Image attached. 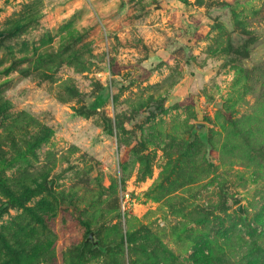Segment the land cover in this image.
Listing matches in <instances>:
<instances>
[{
  "label": "rangeland",
  "instance_id": "obj_1",
  "mask_svg": "<svg viewBox=\"0 0 264 264\" xmlns=\"http://www.w3.org/2000/svg\"><path fill=\"white\" fill-rule=\"evenodd\" d=\"M0 264H264V0H0Z\"/></svg>",
  "mask_w": 264,
  "mask_h": 264
},
{
  "label": "water",
  "instance_id": "obj_2",
  "mask_svg": "<svg viewBox=\"0 0 264 264\" xmlns=\"http://www.w3.org/2000/svg\"><path fill=\"white\" fill-rule=\"evenodd\" d=\"M110 95V90L107 88L104 92H103V99L107 100L109 98ZM206 126L204 124H198L197 126V130L201 131V132H205L206 131ZM239 212L242 214H245V208L243 205H240L238 208ZM88 241L93 242V244L95 246L99 245V241L96 240V233L95 232H91L90 236L88 238Z\"/></svg>",
  "mask_w": 264,
  "mask_h": 264
},
{
  "label": "trees",
  "instance_id": "obj_3",
  "mask_svg": "<svg viewBox=\"0 0 264 264\" xmlns=\"http://www.w3.org/2000/svg\"><path fill=\"white\" fill-rule=\"evenodd\" d=\"M15 199V198H14Z\"/></svg>",
  "mask_w": 264,
  "mask_h": 264
}]
</instances>
